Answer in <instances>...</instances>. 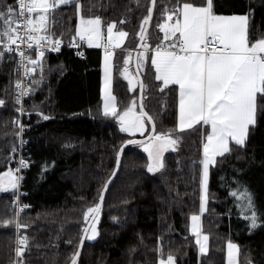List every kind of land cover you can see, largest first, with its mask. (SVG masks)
Instances as JSON below:
<instances>
[{
    "label": "trees",
    "instance_id": "obj_1",
    "mask_svg": "<svg viewBox=\"0 0 264 264\" xmlns=\"http://www.w3.org/2000/svg\"><path fill=\"white\" fill-rule=\"evenodd\" d=\"M9 2L14 4L15 0ZM253 2L257 23L264 21L262 0H221L223 14H243ZM136 3L76 0L55 10L48 24V32L65 45L78 38L81 16L100 17L104 26L116 21L117 30L128 32L114 62V90L120 109L139 95V84L133 90L122 75L127 67L129 76L138 80L133 58L150 0H139V7ZM171 3L157 0L149 42L157 43L156 38L162 37L156 25L166 17H161L160 9ZM129 51L132 59L125 65ZM102 56L98 48H90L83 59L63 49L45 55L42 73L38 68L35 81L40 83L33 84L27 106L31 113L27 133L31 157L25 189L30 206L20 217V223L27 227L3 226V221H14L16 216L11 188L0 191V264H13L18 235L27 236L19 264L21 260L22 264H70L88 223L83 214L97 203L100 190L114 171L117 150L133 138L119 131L118 121L102 115ZM15 67L16 55L5 53L0 62V99L5 100L0 106V175L14 167ZM141 71L146 85L145 108L154 117L157 131L174 128L178 112V94L170 91L174 86L159 92L156 86L162 84L154 80V69ZM39 113L50 119L44 120ZM181 135L176 149L165 155L164 167L155 173L146 171L147 154L142 148L131 145L125 150L120 172L97 221V234L86 239L76 264H157L160 248L165 257H176L177 264H229L227 245L233 241L239 243L238 264H264V122L258 121L250 131L244 148L233 147L231 154L217 158L206 197L199 162L202 136L191 130ZM245 190L257 212L256 228L245 219L251 214L241 197ZM205 202L201 230L208 236L209 246L207 253L201 254L191 231V216L199 215Z\"/></svg>",
    "mask_w": 264,
    "mask_h": 264
},
{
    "label": "snow or ice",
    "instance_id": "obj_2",
    "mask_svg": "<svg viewBox=\"0 0 264 264\" xmlns=\"http://www.w3.org/2000/svg\"><path fill=\"white\" fill-rule=\"evenodd\" d=\"M72 3L74 0H15L14 4L3 0L0 3V62L4 61L5 53L18 54V68H24V75L30 81L27 85H23L20 80L15 82L16 105H21V98L31 94L33 84L40 83L31 80V73L37 68L43 72L46 51L58 52L62 44V40L46 34L50 10ZM156 3L157 0H150L148 14L141 21L139 47L142 51H137L135 67L141 77L144 75L142 68H148L149 71L154 69V80L163 85L156 86L159 92L174 86L170 91L178 94V112L172 129L157 131L154 117L145 110L146 85L143 80L130 77L127 67L123 69L122 75L133 90L139 84L140 93L123 109L117 106L112 93L114 49L121 48L128 32L118 30L114 33L117 22L112 21L106 25L105 36L100 17L92 19L83 16L76 30L80 42L104 50L102 115L118 121L119 131L128 133L130 137H135L137 133L144 137L146 131L149 133L144 139L129 138L122 143L116 152V169L112 175H116L124 148L129 145H137L147 154L148 173L159 171L164 167V153L169 149L175 150L182 139L181 134L191 130L193 134L203 137V158L199 162L202 164V185L206 190L209 169L216 164L217 157L231 154L233 147L244 148L250 131L257 127L258 121L264 122V21L257 23L254 2L249 4V10L243 14H223L224 3L221 0H172L171 6L160 9L161 17L166 18L156 27L163 35L157 37V43L152 45L148 42L147 27L151 23ZM76 7L79 13L80 5ZM136 7H139V0ZM261 7H264V0ZM21 45L25 48L21 49ZM33 46L37 49L36 59L25 55V51L31 52ZM131 59L129 51L124 64L127 65ZM4 105L5 100L0 99V106ZM15 111L18 115H25L22 107H16ZM39 114L44 120L50 119L43 113ZM14 124L23 130L24 125L20 120H15ZM19 134L17 132L15 135ZM19 164L27 166L23 160ZM19 170L18 167L15 171ZM18 179L9 168L0 175V191L16 189ZM110 183L111 180L105 182L97 203L88 207L83 214L86 223L91 220L84 229L85 234L89 229L92 232L87 237L89 240L97 234L96 224ZM232 195L237 194L234 192ZM241 197L247 201L246 208L251 213L245 219L250 221L251 228H256L258 217L252 196L245 190ZM199 219L197 215L191 216V231L197 237L196 244L203 253L206 247L199 238ZM9 224H13L16 229L27 227L18 219L3 221V226ZM203 240L207 241L208 237L204 236ZM18 244L20 247L16 248V256L22 258L27 236L21 237ZM80 244H83V238ZM227 247L231 255V250L236 246L229 242ZM158 252L157 264H176V257L171 254L165 257L162 248ZM79 255L77 250L72 264H76Z\"/></svg>",
    "mask_w": 264,
    "mask_h": 264
},
{
    "label": "built area",
    "instance_id": "obj_3",
    "mask_svg": "<svg viewBox=\"0 0 264 264\" xmlns=\"http://www.w3.org/2000/svg\"><path fill=\"white\" fill-rule=\"evenodd\" d=\"M65 6H68V5H59L57 8L50 10L48 24L50 22L51 14L55 10L60 9L62 7H65ZM48 28H49V25H48ZM42 34H45V33H42ZM46 34L51 35L52 38L55 39L54 36L52 35V33L47 32ZM149 43L152 45H155V43H151V42H149ZM24 48H25V46L21 45V49H24ZM90 48H92V47H89L86 42H80L79 37H78L70 45H65L62 43L58 52H60L63 49H69V50L73 51L79 58L83 59V58H85L86 53ZM98 49H100L101 51L104 52L103 48H98ZM117 50H118V48L114 49V53ZM36 52H37V49H35V46H33V50L31 52L25 51V55L26 56L31 55L33 59H36L37 58ZM58 52H53V51L48 50V51H46L45 55L50 54V53L56 54ZM12 54L16 55V67L15 68H16V73L18 75L17 80H20L23 85L29 84V82H30L29 77L24 75V68L23 67L18 68V61H19L18 54H16V53H12ZM25 63H27V62H25ZM37 74H38V68L34 73H31V80L35 81ZM32 87H33V85H32ZM16 94H17V90H16ZM30 96H31V94L28 96L22 97L21 98V105H19V106L16 105V107H22L25 115H18L17 113L15 114V120H20L21 123L24 125V128L22 131L15 125L17 128V132H19L20 134H19V136H17V144H16V147L14 150L13 174L15 177H18L19 179H18V187L16 189L11 188V191L13 192V197H12L13 208L15 211L16 218L19 220V222H20V217H21L22 213L25 211V209H27L30 206V202L27 201V199H26L29 196V193L25 189V179H26L27 171L30 167V157H31L30 153H29L30 139L27 135V133L31 127V117L27 114L28 113L27 112V106H28V101L30 99ZM21 160H23L27 164L26 167L21 166L19 164V161H21ZM18 167L20 168V170L17 172L15 170ZM24 205H27L28 207H23ZM22 207H23V210L21 211ZM21 237L22 236H20V235L17 236V247H20V245L18 244V240ZM17 264H19V257H17Z\"/></svg>",
    "mask_w": 264,
    "mask_h": 264
},
{
    "label": "rangeland",
    "instance_id": "obj_4",
    "mask_svg": "<svg viewBox=\"0 0 264 264\" xmlns=\"http://www.w3.org/2000/svg\"><path fill=\"white\" fill-rule=\"evenodd\" d=\"M92 19H94V18H96V17H91ZM78 27H79V25H78ZM106 26H104V24H103V22H102V31L104 32V34H105V36H106ZM118 30L115 28L114 29V33L115 32H117ZM126 39H127V37L125 38V40H124V42L126 41ZM124 42H123V44L122 45H124ZM104 52H103V56H102V67H101V70H102V89H101V94H102V102H103V77H104V71H103V64H104ZM114 62H115V56H114V60H113V83H112V93H113V95L116 97V101H117V106H118V108H120V102H119V99H118V97H117V94L115 93V90H114ZM162 87H163V85H162ZM102 108H103V103H102ZM14 118H15V116H14ZM13 125H14V127H15V124H14V120H13ZM207 130V129H206ZM1 137H2V134H1ZM202 139H203V137H202ZM16 143H17V140H16ZM202 158H203V155H202ZM218 158V157H217ZM211 167L212 166H210V169H209V176H210V171H211ZM208 187H209V180H208V184H207V189L205 190L204 189V187H203V185H202V190H203V197L205 196H207V194H208ZM208 205V203L207 202H205V203H203L202 204V209H201V212H200V214L199 215H197V216H199L200 217V219H199V221L201 220V215L206 211V206ZM13 211H14V208H13ZM15 212V211H14ZM16 216V215H15ZM17 219V218H16ZM202 235V234H201ZM22 236V235H21ZM24 236V235H23ZM204 236H206V235H202V236H199V238H200V240H201V242L202 243H204L205 244V247H206V251L205 252H203V253H206L207 252V250H208V240L207 241H204L203 240V237ZM208 237V236H207ZM209 239V238H208ZM233 245H235L236 247L235 248H233L232 250H231V255H229V258H228V263H232V261L233 260H236V253H237V249L239 248V243L238 242H236V241H233V242H231ZM16 247H17V244H16ZM229 252H230V250H229ZM234 256V257H233ZM20 258V257H19ZM13 264H17V256H16V252H15V259L13 260V262H12ZM176 264H177V261H176ZM237 264H238V262H237Z\"/></svg>",
    "mask_w": 264,
    "mask_h": 264
},
{
    "label": "water",
    "instance_id": "obj_5",
    "mask_svg": "<svg viewBox=\"0 0 264 264\" xmlns=\"http://www.w3.org/2000/svg\"><path fill=\"white\" fill-rule=\"evenodd\" d=\"M75 1H76V0H74V2H75ZM154 13H155V8H154L153 11H152V20H151V23H150V25L147 27V36H148L149 30H150V27H151V24H152V21H153ZM140 44H141V41H140V39H139V42H138L137 47H136V49H135L134 58H133V63H134V70H135V73H136V75H137V77H138V80H143V81H144L143 76L141 77V76L138 75L137 70H136V67H135L137 51H142V49L139 47ZM144 92H145V89H144ZM139 93H140V89H139ZM145 110H146V108H145ZM146 111H147V110H146ZM148 135H149V134H147V135L144 136V137H142V136H135V137H133V138H134V139H137V140H140V139H144V138H146ZM129 146H131V145H129ZM129 146H126V147L124 148V152H123V155H122V157H121V164H120V167H119L118 171H116V175L113 177V175L111 174V176H110L109 179L107 180V181L111 180V183L109 184V186H108V190H107V192L105 193V197H104V201H103L102 209H103V206H104V203H105V200H106L107 194H108V192H109L111 186H112L113 183L115 182V180H116V178H117V176H118V174H119V172H120V169H121V166H122V162H123V157H124L125 150H126ZM175 149H176V148H175ZM173 151H174L173 149H169V150H167V151L164 153V155H163V160H164L165 155H166L168 152H173ZM115 169H116V165H115L114 170H115ZM113 172H114V171H113ZM113 172H112V173H113ZM3 174H4V173H2L1 175H3ZM101 213H102V210H101ZM100 216H101V214H100ZM90 223H91V220L88 221L86 227H88ZM86 227H85V228H86ZM89 231H90V229H89ZM89 231L87 232V234H85V232L83 233V236H82V238H83V244H82V245L80 244V245H79V248H78V250H79V252H80V255H81V253H82V251H83V249H84L85 242H86L87 236H88V234H89ZM80 255H79V257H80ZM79 257L76 259V263H77ZM70 264H72V260H71Z\"/></svg>",
    "mask_w": 264,
    "mask_h": 264
},
{
    "label": "crops",
    "instance_id": "obj_6",
    "mask_svg": "<svg viewBox=\"0 0 264 264\" xmlns=\"http://www.w3.org/2000/svg\"><path fill=\"white\" fill-rule=\"evenodd\" d=\"M125 43V42H124ZM192 223V222H191ZM199 225H200V228H199V232H200V236L202 235H205L202 230H201V220L199 221ZM202 234V235H201ZM207 236V235H206ZM208 246H209V239H208ZM208 251V250H207ZM200 253L202 254V252L200 251ZM207 253V252H206ZM238 254H239V248L237 249V253H236V260H233L231 264H237L238 262ZM234 257V256H233ZM228 258H229V249H228ZM230 264V263H229Z\"/></svg>",
    "mask_w": 264,
    "mask_h": 264
}]
</instances>
